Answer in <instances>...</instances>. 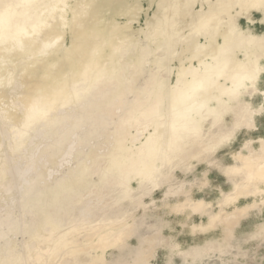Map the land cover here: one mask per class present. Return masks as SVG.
I'll return each mask as SVG.
<instances>
[{
    "label": "bare ground",
    "instance_id": "obj_1",
    "mask_svg": "<svg viewBox=\"0 0 264 264\" xmlns=\"http://www.w3.org/2000/svg\"><path fill=\"white\" fill-rule=\"evenodd\" d=\"M11 2L19 5L14 17L4 11ZM123 4L124 24L115 18L105 20L98 0H0V206L22 207L18 223L28 230L32 248L29 252L24 246V260L30 254L35 261L43 258L52 264L59 251L77 257L83 250L69 248L71 229H78L76 233H82L78 241L97 255L111 245L119 228L105 231L104 220L97 216L99 204L105 201L94 198L98 188L93 186V176L101 170L102 181L126 172L130 180L151 177L168 184L166 196H188L187 183L171 184L169 176L158 178L161 154L172 150V139L185 115H199L238 74L249 77L264 54V32L247 36L249 30L240 24L242 17L254 23L255 14L264 20V0H150L149 9H156L137 32L132 22L138 21L143 6L140 0ZM68 33L70 47L65 45ZM163 44L174 56L170 65L175 83H169L167 95L160 90V73L153 67ZM53 53L68 61L66 69L51 65L42 83L29 86L26 76L31 64ZM141 77L148 79L137 91ZM129 94L134 95L133 102L128 101ZM165 115L168 119L162 122ZM111 125L113 133L106 138L111 144L105 151L99 152L91 143L99 137L98 129L80 135L83 128L106 132ZM250 126L254 124L248 122ZM30 129L35 135L28 140ZM47 132L49 139L44 138ZM13 138L14 154L9 144ZM260 141L258 151L237 156L236 166L230 168L239 176L235 189L222 196L226 205L234 206L219 213L224 226L222 250L235 243L228 229L234 230L251 210L261 207L262 203L237 205L242 195L264 194V137ZM204 149L196 141L183 157L198 158ZM187 204L195 213L212 216L204 202L189 201L171 211H182ZM28 212L40 217L34 229L25 221ZM216 217L212 218L219 221ZM11 231H18L17 226ZM69 263V258L63 260Z\"/></svg>",
    "mask_w": 264,
    "mask_h": 264
},
{
    "label": "rangeland",
    "instance_id": "obj_2",
    "mask_svg": "<svg viewBox=\"0 0 264 264\" xmlns=\"http://www.w3.org/2000/svg\"><path fill=\"white\" fill-rule=\"evenodd\" d=\"M98 2L100 12L105 20L115 18L122 24L127 22L126 11L122 9L124 0H98ZM140 5L143 6L144 11L138 21L132 22L135 32L145 28L147 16H152L156 9V6L149 9L150 0H140ZM17 8L19 5L15 6V2H11L4 11L14 17V11ZM0 13H2L1 10ZM255 18L256 21L252 24L248 23L244 17L240 19L242 28L249 30L247 36H251V33L261 34L264 32L263 16L255 14ZM98 25L104 26V21L102 20ZM9 32L12 33V31ZM140 37L143 38L142 33ZM178 44L177 47H174L175 50L178 49ZM65 45L71 46L70 33L66 36ZM174 48L172 47V50ZM168 49V45H162L153 66L155 72L160 73L159 88L165 90L166 95L169 83H175V76L170 65L174 56L171 57ZM55 64H60L61 68L66 69L68 61L62 59L60 54L53 53L49 57L31 64L28 71L30 75L26 76L29 86L34 87L42 83L49 66ZM250 70L252 74L249 77L240 73L228 81L225 91L209 101L201 109L199 115L190 113L185 115L181 120L179 133L172 139V150L162 153L160 156L158 178L161 180L169 176L171 184L187 183L188 196H166L168 184H161L151 177L139 181L130 180L126 172L117 176L115 180L110 179L112 177H107L102 181L100 173L103 170H101L93 176L92 181L93 186L98 188V193H95L94 198L105 201L99 204L97 216L100 221L104 220L106 232H114L119 228V231L115 232V239L104 253H100L102 255L100 258V255H97L99 253L88 250V244L78 241L82 233H76L78 229H71L67 239L69 248L76 247L83 251L78 252L77 257L59 251L56 253L57 259L52 264H63L65 258H69V264H264V233H262L264 203L260 205V208H255L256 210L252 208L253 210L247 217L250 218L251 213L255 211L253 218L246 217L247 221L240 224L241 220L234 230L228 229L227 232L232 236V242H235L233 248L227 245L225 250H222L221 247L224 244L222 242L224 226L223 220L219 218L220 210L230 212L234 209L233 204L226 205L223 202L222 196L235 189L234 181H237V176H239V174L230 172V168L236 166L237 156L248 155L249 151H258L261 147L260 139L264 137V131L249 134V132L257 130L258 117L260 124L264 126V104H262L264 90H261L263 87L259 88V82L264 73V54L259 63L254 64ZM147 79V77L140 78V81L136 83L137 91L144 88ZM3 95L7 96V93H3ZM257 95L261 96L254 101L253 99ZM133 97V94H129L128 101L133 102ZM71 112L69 109L67 115H70ZM165 112L168 113V111ZM167 119L168 116L165 115L162 122ZM248 122H252L254 126L247 128ZM83 129L80 133L83 137L88 134L89 130L98 129L99 137L91 143H94L99 152L107 150L111 140L106 138H110L113 133V125L109 126L106 132L96 127ZM141 129H146L145 125ZM34 135V129H30L26 138L29 140ZM44 135L45 139L51 137L50 132ZM52 141L56 142L57 138H52ZM196 141H201L205 145L203 155L198 158L185 159L184 152L194 148ZM9 144L11 153L14 154L16 152L13 150L14 138L9 141ZM88 146L89 144L84 149H88ZM34 149L35 147L30 148V151L32 152ZM65 170L66 168L64 172ZM116 180L119 182L111 183ZM35 188L36 190L41 189V187ZM120 197H123L122 200ZM256 198L257 196L254 194L242 195L237 205L242 208L252 203ZM258 198H264V194H259ZM119 200L121 201L119 202ZM189 201L192 204L206 203L207 207L209 206L208 208L211 209L212 216L195 213L190 204H187L182 211H171L173 207L186 204ZM1 208L0 206V264H46L43 258L35 261V258L30 254L27 255L28 260L23 259L24 246L28 248L29 252H32V248L28 243V230L18 223V220L21 219L22 207ZM13 210H17L19 213L16 214ZM111 212L115 214L113 215ZM33 213L28 212L24 217L27 223H31V229H34V225L40 220L39 215ZM216 214L219 221H214L212 218ZM34 222L36 223L34 224ZM13 226H17L18 231L12 232ZM239 226L240 229L236 234V228ZM201 232L204 235L200 234ZM259 232L261 234H258ZM254 233L258 235H254ZM191 235H197V237L193 238ZM12 240L18 246L13 248ZM200 251L205 254L198 256Z\"/></svg>",
    "mask_w": 264,
    "mask_h": 264
},
{
    "label": "crops",
    "instance_id": "obj_3",
    "mask_svg": "<svg viewBox=\"0 0 264 264\" xmlns=\"http://www.w3.org/2000/svg\"><path fill=\"white\" fill-rule=\"evenodd\" d=\"M261 87H263L262 89H261ZM259 88L261 89V90H264V73H263V75H262V78H261V80H260V82H259ZM261 96V95H260ZM260 96L259 95H257L253 100L254 101H256V100H258L259 98H260ZM262 104H264V99H263V97H262ZM257 125H258V127H257V130H254V131H252V132H249V134L251 133H262V131H264V126L262 125V124H260V119H259V117L257 118ZM250 134V135H251ZM261 136H263V135H261ZM232 145H233V142H232ZM229 147H231V146H229ZM226 157V156H225ZM224 179H226L225 177H224ZM258 196L259 195H257V198L256 199H254L253 201H252V203H258V204H261V203H263L264 202V198H258ZM249 204H251V203H249ZM254 213H255V211H254ZM254 213H251L252 214V216L250 217V218H248V219H251V218H253L254 216ZM247 218H244L243 220H242V222L240 223V224H242L243 223V221H247V220H245V219H247ZM240 229V226L239 227H237L236 228V234H237V232H238V230ZM191 231V230H190ZM199 234V233H198ZM200 234H203V232H201ZM199 234V235H200ZM204 235V234H203ZM191 237H193V238H195V237H197V235L196 236H194V235H191Z\"/></svg>",
    "mask_w": 264,
    "mask_h": 264
}]
</instances>
